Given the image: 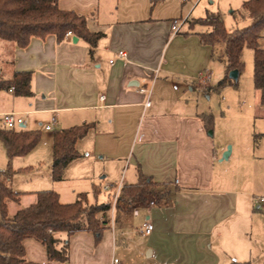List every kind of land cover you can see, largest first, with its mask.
Wrapping results in <instances>:
<instances>
[{"label":"crops","instance_id":"0c3cea01","mask_svg":"<svg viewBox=\"0 0 264 264\" xmlns=\"http://www.w3.org/2000/svg\"><path fill=\"white\" fill-rule=\"evenodd\" d=\"M181 1L177 15L160 16L159 6L169 5V0H159L153 9L151 0H59L61 9L85 15L90 30L105 34L93 55L89 43L80 37L74 41V35L62 41L53 34L33 37L27 47L0 38V77L32 71L33 91L32 96H18L0 89V112H26L22 129L42 132L30 153L12 160L17 172L11 186L21 194L18 201H8L10 216L34 204L41 190L57 191L62 203L74 202L80 193H86L90 203H99L92 198L97 186L94 197L104 193L106 199L100 202L106 203L111 191L105 185L136 184L139 170L158 184L150 194L156 200L120 199L108 212L99 240L92 231L55 233L59 246L69 240L66 262L49 260L44 244L25 239L29 261L114 264L117 258L122 264H250V234L260 211L251 193L261 177L254 171L260 164L256 151L264 143V132H256V125L264 122V104L255 89L256 108L248 118L253 115L256 131L251 134L247 120L243 144L210 134L200 115L210 112L204 96L213 92L212 69L217 61L224 64L219 58L224 47L201 42L198 33L208 30L206 25L173 31L172 21L184 16L187 6V0ZM244 1L210 0L205 9L233 14ZM242 19L247 25L251 21ZM259 43L264 47V29ZM122 50L126 58L118 55ZM201 74L206 78L198 79ZM240 75L230 72L233 80ZM29 121L34 124L29 126ZM49 123L51 130L45 129ZM83 123L95 126L77 142L82 156L67 166L61 181H54V131ZM229 143L234 147L229 157L240 156L235 147H245L253 156L244 155L243 168L227 174L221 162ZM37 147L51 150L46 163L39 160ZM8 161L0 140V170ZM84 181L91 190L81 185ZM146 221L154 225L149 235L139 232Z\"/></svg>","mask_w":264,"mask_h":264},{"label":"trees","instance_id":"16d2710c","mask_svg":"<svg viewBox=\"0 0 264 264\" xmlns=\"http://www.w3.org/2000/svg\"><path fill=\"white\" fill-rule=\"evenodd\" d=\"M58 1L0 0V38L14 42L19 47H27L33 37L45 38L53 34L58 41H62L66 38V33L71 32L89 43V51L93 55L105 34L90 30L85 15L61 9ZM158 1L151 0L152 9ZM232 13L234 17H248L251 21L247 26L228 31L219 12H208L204 19H196L209 27L198 33L201 42L213 47L217 44L224 47V53L219 58L225 64V74L215 89L220 92L227 85H237V82L232 81L230 72H243V52L245 48H251L254 51V86L260 92L261 104H264V47L259 43L264 29V0H246L241 9ZM189 25L188 29L195 26L193 22ZM184 34H188V31ZM31 82L32 71H14L10 79L0 77V89L13 88L18 96H32ZM200 116L206 128L213 131L214 114L208 112ZM94 126V123H83L54 131L51 166L54 181H61L67 166L82 156L76 147L77 142ZM41 138L40 130H14L0 125V140L4 143L9 158L7 167L0 170V264H39L26 258L24 240L27 238H34L44 244L49 260L66 262L69 260V240L59 246L60 240L55 233L67 232L71 236L80 231H92L99 240L109 222L111 201L90 203L88 195L80 193L74 202L62 203L59 193L53 189L38 191V199L34 204L19 209L13 216L9 215L8 201H18L21 194L11 186L17 172L12 160L30 153ZM157 186L156 182L139 170L138 182L126 184L120 199L144 201ZM94 188L97 195L99 187Z\"/></svg>","mask_w":264,"mask_h":264},{"label":"rangeland","instance_id":"374dc122","mask_svg":"<svg viewBox=\"0 0 264 264\" xmlns=\"http://www.w3.org/2000/svg\"><path fill=\"white\" fill-rule=\"evenodd\" d=\"M187 1L188 2L187 6L185 7L184 16L188 13H191L192 18L198 19L206 17L207 11L205 8L210 4V0ZM181 2V0H169V5L165 6L166 4H162L163 6H159L157 13L160 14V16H175L182 8ZM195 4L196 6L194 8L193 6ZM221 11L223 19L225 21V26L228 31H232L235 28H241L247 25L242 17L235 18L234 15L230 14L228 11ZM196 19H192V21H190L189 23L193 22V24L195 25L201 24V22ZM243 59L245 61V68L243 72L240 73V77L238 78V80H233L231 78L233 82H237V85H227L220 92L216 91L215 86L224 77L225 68L222 62L217 61L212 69V82H215L212 85L214 87L213 92H211L209 97L204 96L207 108L215 116V126L212 136L216 139H222L223 141L233 140L237 144H243L246 140V133H243L245 131L243 127L246 126V121L249 120L248 114H253L257 103L256 91L254 86V56L251 48H246L244 50ZM253 119L254 118L252 115L249 120L251 122V130L253 129L251 134L256 131L255 126L252 122ZM32 124L34 123H32V121H29V126H31ZM257 126L260 128V130H257L256 132H264L263 121L260 122V124L256 125V127ZM44 139L46 138L44 137ZM229 145L232 146V143H229L228 146ZM239 148L240 151H238ZM36 149L38 158L43 163H46L47 160L51 158V150L49 149V147H37ZM233 149L234 147H232V151ZM235 150L236 152H239L240 156L237 157V153H235L236 156L229 157L228 159H223V162H221V165L224 168L222 171L226 172L227 174L233 173L237 171V169L243 168L246 161V157H243L244 155L249 154L250 159L251 156H253V151H249V153H247L245 152V147H235ZM256 156L260 158V164L258 167L254 168V171L256 170V172L261 173V177L258 178L253 184L251 194L252 198L254 199L256 208H259L260 211H258V215L255 217V220L257 222L255 224L254 232L250 234V247H248V251L253 254V257L249 259L250 264H264V202H260L259 200L261 197H264V143L263 147H260L259 150L257 149ZM71 183L72 182H70L68 186H70ZM86 183L87 182L84 181L81 183V185H83L85 188H90L91 190L90 182L89 184ZM94 195L95 194L92 193V198L95 202L96 200H98V202L101 203L100 201L106 199L104 197V193L99 195V199H96ZM150 197H153L151 199H157L156 195L147 196V198Z\"/></svg>","mask_w":264,"mask_h":264},{"label":"built area","instance_id":"2783aa9c","mask_svg":"<svg viewBox=\"0 0 264 264\" xmlns=\"http://www.w3.org/2000/svg\"><path fill=\"white\" fill-rule=\"evenodd\" d=\"M196 4L194 5V7L196 6ZM190 21H192L191 13L174 19L172 21L173 31L178 32L182 28L187 27ZM72 36L73 34L71 32L66 33V37H72ZM118 55L126 58L127 52L122 50L118 52ZM205 78L206 76L204 74H201L198 77V79H205ZM10 90L13 91V88H11ZM141 91L150 93L151 90L148 87H142ZM150 104H151L150 100H148L145 103L146 106H149ZM0 121H1V125L4 126L5 128L16 129V130L22 129V127L27 124L26 112H16V111L2 112V113L0 112ZM52 128L53 127L51 123L45 125V129L47 130H51ZM124 187L125 185L124 183H122V181L116 184L105 185L104 189L107 191L109 190L111 191L110 192V201L112 205L111 208L114 209L118 204V202L120 201ZM259 200L260 202H264V197H261ZM153 203L154 201H151V204ZM153 229H154L153 223L150 221H146L143 223L141 227H139V232L144 235H149L152 233ZM113 262L114 264H122L121 261L117 258H114Z\"/></svg>","mask_w":264,"mask_h":264},{"label":"water","instance_id":"95a60500","mask_svg":"<svg viewBox=\"0 0 264 264\" xmlns=\"http://www.w3.org/2000/svg\"><path fill=\"white\" fill-rule=\"evenodd\" d=\"M73 39H74V41H77L78 40V37L77 36H74ZM210 134H212V131H210ZM231 149H232V147L229 145L228 148H227V150L223 154L222 160L229 158V156L231 154Z\"/></svg>","mask_w":264,"mask_h":264}]
</instances>
